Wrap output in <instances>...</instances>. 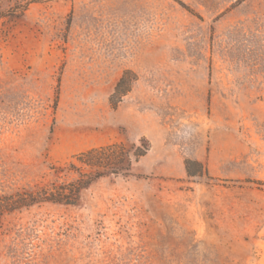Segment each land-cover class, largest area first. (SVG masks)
I'll return each mask as SVG.
<instances>
[{"label":"rangeland","instance_id":"374dc122","mask_svg":"<svg viewBox=\"0 0 264 264\" xmlns=\"http://www.w3.org/2000/svg\"><path fill=\"white\" fill-rule=\"evenodd\" d=\"M119 143L130 174L1 213L0 264H264V0H0V199Z\"/></svg>","mask_w":264,"mask_h":264},{"label":"trees","instance_id":"16d2710c","mask_svg":"<svg viewBox=\"0 0 264 264\" xmlns=\"http://www.w3.org/2000/svg\"><path fill=\"white\" fill-rule=\"evenodd\" d=\"M136 81V75L129 70L122 73L117 81L113 93L109 97V103L115 108L121 100L130 92L132 84ZM148 148L143 150L136 148L130 151L122 143L111 144L104 147L90 149L74 156L75 164L54 169L57 174L69 177L75 175L72 180L60 184H53L50 188H42L36 192L17 193L4 201L0 199V215L4 211H12L19 207H28L39 203H52L75 206L83 190L89 188L96 180L110 176H126L130 174L132 165L143 157ZM187 176H201L203 168L198 164L199 171L191 172L190 162L184 164Z\"/></svg>","mask_w":264,"mask_h":264}]
</instances>
